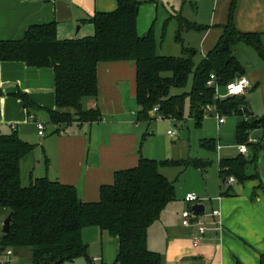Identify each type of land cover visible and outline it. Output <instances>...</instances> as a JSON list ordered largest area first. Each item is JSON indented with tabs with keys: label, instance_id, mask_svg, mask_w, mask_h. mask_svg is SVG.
<instances>
[{
	"label": "trees",
	"instance_id": "16d2710c",
	"mask_svg": "<svg viewBox=\"0 0 264 264\" xmlns=\"http://www.w3.org/2000/svg\"><path fill=\"white\" fill-rule=\"evenodd\" d=\"M116 2L114 11L97 12L91 18L95 26L93 36L61 40L56 24L50 23L31 26L21 40L0 41V60L55 70L57 109L48 111L50 122L70 125L102 120L100 109L87 105L98 97L99 63L129 60L136 64L140 120L151 121L155 107H160L166 118L183 120L185 96L171 93L174 88L186 86L193 75L191 115L197 123L207 115L209 106H216L222 115L235 113L240 116L238 143L247 141L249 131L264 126V117L244 119L250 115L242 100L218 99L215 86L208 85L214 78L224 89L237 75L246 74L245 65L236 54L240 43L252 46L264 59V34L244 33L234 24L237 0L232 1L229 22L216 47L196 68L197 51L193 48L184 47L183 56L162 55L153 28L146 35L138 34L140 0ZM179 19L182 29L190 27L182 17ZM19 96L30 107L29 97L24 93ZM33 149L34 145L21 139L16 131L0 134V208L11 215L10 230L0 239L1 250L29 247L32 264H54L59 260L61 264H72L84 256V229L98 227L119 239L118 264L163 263L161 253L147 245L148 230L176 198L175 182L160 168L179 165V161L141 156L135 167L117 171L114 182L101 187L98 201L85 202L76 186L48 177L32 178L27 186L22 183L21 162ZM207 164L201 159L193 162L200 169ZM248 164L241 155L222 159L223 178L246 180Z\"/></svg>",
	"mask_w": 264,
	"mask_h": 264
},
{
	"label": "crops",
	"instance_id": "0c3cea01",
	"mask_svg": "<svg viewBox=\"0 0 264 264\" xmlns=\"http://www.w3.org/2000/svg\"><path fill=\"white\" fill-rule=\"evenodd\" d=\"M232 1L216 0L209 24L171 14L164 23L162 33L165 34L169 20L176 19L178 35L186 31L188 36H196L191 35L196 32L204 60L216 47L223 27L229 22ZM116 8V0H0V41L21 40L31 26L50 23L56 24L57 36L61 40L93 36L95 26L91 18L97 12H110ZM144 17L140 6L138 34L146 35L151 28L155 33L154 20L146 21ZM179 17L190 27L182 29ZM234 24L241 32L264 34V0H237ZM177 37L176 34L175 40L179 41ZM239 46L244 45L240 43ZM184 47L196 51L195 47ZM245 50L250 49L245 47ZM258 63L256 67L244 64L245 76L251 85L244 95L232 96L243 101L242 106L247 109L250 119L264 117V62ZM200 64L196 66L194 62V67ZM98 88V97L89 107L99 108L102 120L56 125L50 122L48 112L57 109L55 70L48 66H31L22 61L0 60V134L8 135L16 131L21 139L34 145V149L21 162V179L23 167L34 164L37 169L43 168L44 174L35 176L31 172L30 180L48 177L74 185L83 201L96 202L100 199L101 187L112 184L117 171L138 164L141 155L137 126L145 120L139 118L141 107L137 98L135 62L121 60L99 63ZM219 92L225 94V87L223 90L219 88ZM19 93L29 97L30 107L25 105ZM133 103L139 107L136 120L133 112L136 106ZM212 114L213 111L209 109L206 116ZM234 114L226 116H238ZM38 120H42L46 126L43 136L38 133ZM225 123L226 119L220 125ZM237 126L235 132L220 131L218 139L212 140L213 147L221 151L237 145ZM49 127L50 135L46 137ZM260 132L262 134L257 136ZM249 134L258 142L251 144L247 153L241 154L237 149L235 153L220 159L239 155L245 157L249 162V178L244 181L235 179L239 185H231L227 190L220 186L215 202L213 197L208 198L204 191L197 192L195 188L188 189L183 195L180 191L181 199L176 196L164 209L161 218L151 225L147 245L149 249L161 253L162 264H261L264 254V126L249 131ZM256 148L258 156L255 159ZM220 178L222 182L227 178H223L221 167ZM231 189L234 193L230 192ZM224 190L227 191L225 194ZM188 192L197 193L203 198L202 203L210 201L212 211H220L219 216L206 223L204 240L198 246L192 242L197 225L183 224L182 213L193 206L185 200ZM213 195H217V192H213ZM2 217L5 220L8 215L5 209L0 208V239L4 234ZM83 241L88 245L90 260L83 256L72 264H118L116 259L120 241L117 237L98 227H89L83 231ZM94 257L98 260L93 261Z\"/></svg>",
	"mask_w": 264,
	"mask_h": 264
},
{
	"label": "rangeland",
	"instance_id": "374dc122",
	"mask_svg": "<svg viewBox=\"0 0 264 264\" xmlns=\"http://www.w3.org/2000/svg\"><path fill=\"white\" fill-rule=\"evenodd\" d=\"M142 15L146 21L154 20L155 22V37L159 42V54L183 56L184 46L195 47L197 54L194 57L196 66L200 64L204 58L203 51L198 45L197 34L192 32L188 36L187 32H181L180 40H175L178 24L176 19L169 20L163 34V26L167 18L171 14H180L191 21H198L204 24H209L213 16L214 4L216 0H141ZM169 14V15H168ZM244 46H237L236 54L242 62L247 66H257L264 59L259 56L252 46L242 43ZM245 47L250 50H245ZM194 85L193 75L190 76L188 83L183 88H174L171 94H184V109L183 120L176 121L172 118L156 119L154 115L151 121H143L138 123V131L140 132L139 154L156 160H169L173 162L179 161V165L164 166L160 168V172L176 185V196L181 199L182 192L185 193L188 189L202 192L206 196L215 198L220 192V186L227 190L228 187L221 181L220 178V159L227 154H233L237 151L236 144L231 145L230 149L217 150L212 145L213 139H218L220 131L227 130L235 132L240 116H226V123L220 125L218 118L215 115L216 106H209L213 111L212 115L206 116L201 123H197L191 115V91ZM223 90V87H220ZM261 97V96H260ZM93 100L87 102L92 104ZM261 103V100H260ZM134 106L135 120L138 115V105ZM169 130L175 131L174 135H169ZM48 137L50 127L46 130ZM262 132L256 135H261ZM234 135V134H233ZM231 137V136H230ZM228 147V146H224ZM230 152V153H229ZM197 159L209 163L204 169H200L193 165ZM23 167L22 182L25 186L30 183V174L33 172L35 176L43 175V168L37 169L33 164L32 167ZM251 170V168H250ZM231 177V176H229ZM233 185H239L235 182ZM201 190V191H200ZM223 192L225 194L227 191ZM181 191V192H180ZM217 192V195H213ZM234 193L233 189L230 190ZM202 198V197H201ZM203 199V198H202ZM207 205L206 214L202 215L204 224L213 218L211 215L212 205L210 201H204ZM1 220H4L3 217ZM16 255L21 264H32V251L29 247H21L15 249Z\"/></svg>",
	"mask_w": 264,
	"mask_h": 264
},
{
	"label": "built area",
	"instance_id": "2783aa9c",
	"mask_svg": "<svg viewBox=\"0 0 264 264\" xmlns=\"http://www.w3.org/2000/svg\"><path fill=\"white\" fill-rule=\"evenodd\" d=\"M242 82H246V83H242ZM208 85L209 86H215V92H216L217 98L222 99L224 97L226 98V97L244 95L246 93L247 89L249 88V86L251 85V81L245 75L240 76L238 79L235 78L226 84L225 94H221L219 92L220 87L214 81V78H212L208 81ZM238 86H239V90H237ZM153 113H154V115H156V117H155L156 119L166 118L160 112V107H155L153 109ZM215 115L219 119L220 123H224L225 117L222 114H220L218 111H216ZM244 119L248 120L249 116L245 115ZM36 125L38 128L39 135H41V136L45 135V129H46L45 123L42 120H38L36 122ZM169 134L174 135L175 131L169 130ZM256 142H258V139L249 134L247 141L245 143H238L236 145V147L241 154H245L248 152L249 146L251 144L256 143ZM220 147H221V145H219V148ZM234 182H235L234 176H231V177L225 179V184L227 187H230L231 185H233ZM185 200L190 204L203 202L202 198L195 192H188L185 195ZM205 213H206V211H205ZM205 213L204 214H195L192 207L189 208L188 210H185L182 213L183 224L185 226H191L193 224L197 225V232L193 235V238H192V242H193L194 246L200 245V243L203 242V240H204L207 227L204 224V221L202 220L201 216L205 215ZM211 215L213 217H217L220 215V211L219 210H213ZM193 219H194V221H193ZM97 260H98L97 257L93 258V261H97ZM0 264H21V263H20L17 255H16L15 250L13 248L8 247V248H3L2 250H0Z\"/></svg>",
	"mask_w": 264,
	"mask_h": 264
},
{
	"label": "water",
	"instance_id": "95a60500",
	"mask_svg": "<svg viewBox=\"0 0 264 264\" xmlns=\"http://www.w3.org/2000/svg\"><path fill=\"white\" fill-rule=\"evenodd\" d=\"M239 77H240V75H237L236 79H238ZM223 182H225V179L223 180ZM192 209L194 210L195 214H204L206 211V205L204 203H195V204H193ZM193 221H194V219H193ZM10 223H11V215H9L4 220L3 232L5 234L8 233L10 230ZM87 249H88V245L85 246L84 257L87 260H90V256L87 252ZM61 263H62V260H59V261L55 262L54 264H61Z\"/></svg>",
	"mask_w": 264,
	"mask_h": 264
},
{
	"label": "clouds",
	"instance_id": "9594fccd",
	"mask_svg": "<svg viewBox=\"0 0 264 264\" xmlns=\"http://www.w3.org/2000/svg\"><path fill=\"white\" fill-rule=\"evenodd\" d=\"M242 83H246V82H242ZM231 87V86H230ZM237 90H239V86L237 87Z\"/></svg>",
	"mask_w": 264,
	"mask_h": 264
}]
</instances>
